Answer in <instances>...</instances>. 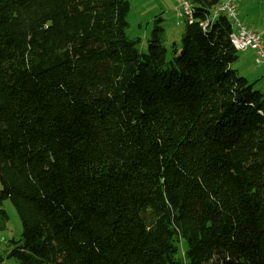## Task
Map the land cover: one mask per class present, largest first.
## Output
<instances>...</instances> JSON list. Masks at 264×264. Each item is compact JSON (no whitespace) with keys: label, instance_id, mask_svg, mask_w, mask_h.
<instances>
[{"label":"trees","instance_id":"trees-1","mask_svg":"<svg viewBox=\"0 0 264 264\" xmlns=\"http://www.w3.org/2000/svg\"><path fill=\"white\" fill-rule=\"evenodd\" d=\"M188 1L167 58L161 18L146 52L127 37V0H0L8 259L264 264V93L233 68L231 23L200 27L226 0Z\"/></svg>","mask_w":264,"mask_h":264},{"label":"rangeland","instance_id":"rangeland-1","mask_svg":"<svg viewBox=\"0 0 264 264\" xmlns=\"http://www.w3.org/2000/svg\"><path fill=\"white\" fill-rule=\"evenodd\" d=\"M130 5V11L126 18L128 28L126 35L131 40H139L137 48L146 52L154 21L162 19L161 26L164 30L163 45L168 51L167 58L170 56L171 47L175 44L180 45V40L185 29V24L177 17L173 11V0H127ZM238 20L249 19L252 25L250 28L261 34L264 41V0H235ZM249 24V23H247ZM242 59L240 63L233 64L240 74L250 82H255V88L264 93V63L256 64L249 55L243 56L238 53ZM253 57V56H252ZM243 63V64H242ZM240 67V69L238 68ZM8 215V222L5 229L0 232V264H17L6 256L9 249V241L18 240L21 234L22 226L15 208L10 200H6L2 206ZM179 256L182 255L184 244L179 242Z\"/></svg>","mask_w":264,"mask_h":264},{"label":"built area","instance_id":"built-area-1","mask_svg":"<svg viewBox=\"0 0 264 264\" xmlns=\"http://www.w3.org/2000/svg\"><path fill=\"white\" fill-rule=\"evenodd\" d=\"M173 11L182 19V21L189 25L195 20L193 18L194 7L188 0H173ZM235 5L232 0H226L218 4L212 9L208 18L200 24L203 29L210 23L214 22L217 18H226L232 26L230 34V43L238 52L251 51L255 53V63L259 64L264 62V41L260 34L245 27L236 19Z\"/></svg>","mask_w":264,"mask_h":264},{"label":"crops","instance_id":"crops-1","mask_svg":"<svg viewBox=\"0 0 264 264\" xmlns=\"http://www.w3.org/2000/svg\"><path fill=\"white\" fill-rule=\"evenodd\" d=\"M235 1V0H234ZM243 24H245L246 26H248V28H250V26L249 25H252L251 23H250V20L249 19H242V21H241ZM247 23H249V24H247ZM251 29V28H250ZM257 32V31H256ZM261 35V34H260ZM242 55L243 56H245V57H247L246 55H249L251 58H253L252 56H253V53L252 52H249V51H247V52H242ZM241 58L239 57V61H238V63H240L241 62ZM243 64V63H242ZM238 68L240 69V67L238 66ZM240 73V72H239ZM242 75V74H241ZM244 76V75H243Z\"/></svg>","mask_w":264,"mask_h":264}]
</instances>
